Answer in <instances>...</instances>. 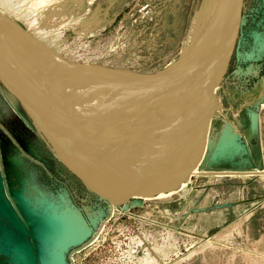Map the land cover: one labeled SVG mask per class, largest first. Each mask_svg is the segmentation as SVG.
Segmentation results:
<instances>
[{"label": "rangeland", "instance_id": "obj_1", "mask_svg": "<svg viewBox=\"0 0 264 264\" xmlns=\"http://www.w3.org/2000/svg\"><path fill=\"white\" fill-rule=\"evenodd\" d=\"M204 3L11 0L9 6L15 4L16 11L22 9L37 21L34 29L41 39L52 34L66 62L111 76L128 73L141 82L179 58ZM0 12L4 13L1 8ZM9 18L4 22L13 23L16 30L0 25V38L20 46L18 37L26 39V27L18 18ZM227 41L223 49L228 55ZM233 41L214 90L207 151L199 163L206 172L246 175L194 176L180 190L176 185L171 200L157 199L156 194L151 199L133 196L126 204L110 206L63 162L0 77V198L23 229L9 214L0 216V264H28L27 258L33 262L35 245L41 244L31 238L30 224L17 207L20 200L32 210L40 201L59 210L68 202L72 235L81 224L89 229L88 236L64 255L65 264H264V0H243ZM127 80L134 92L142 91L139 82L123 81ZM73 112L78 116V110ZM69 123L73 131L76 123ZM75 214L80 220L73 218ZM15 250L22 252L15 257Z\"/></svg>", "mask_w": 264, "mask_h": 264}, {"label": "bare ground", "instance_id": "obj_2", "mask_svg": "<svg viewBox=\"0 0 264 264\" xmlns=\"http://www.w3.org/2000/svg\"><path fill=\"white\" fill-rule=\"evenodd\" d=\"M10 1L0 0L4 11L0 16L5 20L10 16L21 20L28 35L24 32L26 39L22 36L18 39L20 46L28 47L25 45L24 53L22 47L0 38V77L18 95L50 146L93 192L113 204L124 202L131 192L142 199H151L156 194L157 199L171 200L192 177L207 173L199 163L209 141L208 126L201 151L203 121L211 107L205 84L211 81L214 60L219 64L220 75L226 68L235 34L237 0H205L179 58L162 73L150 78L143 76L141 82L136 79L143 85L139 93L128 85V80L123 81L135 83L131 74L111 76L66 62L59 55L55 37L48 34L41 39L40 31L34 29L37 21L17 8L20 4L16 7L19 11L14 8L16 3L10 7ZM225 40L230 44L228 55L223 49ZM32 46L37 49L34 51ZM38 48L44 54H36ZM42 60L51 66H42L45 64ZM59 65L63 69L57 68ZM57 97L64 103L68 99L70 105L60 103V99L50 101ZM75 110L79 111L76 112L79 117ZM73 115L78 118L71 125L74 132L67 126ZM80 129L85 131L79 132ZM234 173L240 172H229L230 177L239 176ZM165 188L169 193H165ZM73 218L80 220L76 214ZM77 233L74 242L88 236L89 229L81 224ZM15 251L16 257L21 250ZM31 260L27 258L28 264H33L35 258Z\"/></svg>", "mask_w": 264, "mask_h": 264}, {"label": "water", "instance_id": "obj_3", "mask_svg": "<svg viewBox=\"0 0 264 264\" xmlns=\"http://www.w3.org/2000/svg\"><path fill=\"white\" fill-rule=\"evenodd\" d=\"M242 7H243V0H237V17H236V27L234 28V33H235L234 39L236 37V33L239 28V23L241 21ZM0 25L2 26L11 25L14 28V26L11 23L8 22L5 23L1 16H0ZM14 29L16 30V28ZM211 41H214L213 37L211 38ZM233 45H234V41H232V47ZM230 54H231V50L229 52V57ZM219 79H220L219 64L217 63L216 60H214L212 67L211 81L205 84V92L207 94V99L211 107L209 114L206 116L205 120L203 121V134L201 136V145H202L201 151L204 150V146L207 139V133H208L207 129L210 124V120L213 116V113L215 111L216 97H215L214 89L219 83ZM200 159L201 156L198 157L197 161L199 162ZM189 172L190 169L186 171L187 174ZM240 173L239 174L234 173V175H245ZM211 175H219V173L207 172L206 174L204 173L202 176H211ZM223 176H229V173H225L223 174ZM186 181L187 179L185 180V182ZM97 195H99L103 200L109 202V200L102 197L100 194L97 193ZM132 197H133V193L131 192L129 193L128 197L125 199L124 202H118L117 204H113L111 202L109 203L111 204L110 206H118L121 203L126 204ZM40 202H41L40 204L36 203L37 205H34L33 207V209L37 211L36 213L34 210L31 209V206L29 207V205L23 203L22 200L17 201V205H18L17 207L19 212L22 213L24 220L28 221L30 224V229H31L30 232L32 235L31 238L36 242L37 241L41 242V244L35 245L33 251L35 252V259L38 260L39 264H65L63 262L64 255L68 252L70 248L82 242V240L79 242H74L75 238L72 235V231H71L72 219L69 214V210H70L69 203L68 202L64 203L63 206L64 208L62 207V210H59V208H61L59 206L54 207V205L52 206V204L50 205L47 202H43V201ZM6 214H9L10 220L13 224H16L19 227H21V222L19 218L16 216V214L13 211L7 208V205L0 198V216L3 215L7 216ZM38 214L40 216H38ZM21 230H23L22 227ZM56 252L58 253V255L54 256V253Z\"/></svg>", "mask_w": 264, "mask_h": 264}, {"label": "flooded vegetation", "instance_id": "obj_4", "mask_svg": "<svg viewBox=\"0 0 264 264\" xmlns=\"http://www.w3.org/2000/svg\"><path fill=\"white\" fill-rule=\"evenodd\" d=\"M68 113V112H67ZM63 118H65L64 116H63ZM68 121H74V122H77L78 121V118L75 116V115H73V116H71L70 118H69V120Z\"/></svg>", "mask_w": 264, "mask_h": 264}]
</instances>
